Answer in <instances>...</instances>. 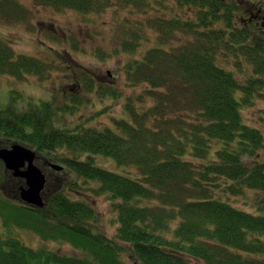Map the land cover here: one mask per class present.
I'll return each mask as SVG.
<instances>
[{"label": "trees", "instance_id": "trees-1", "mask_svg": "<svg viewBox=\"0 0 264 264\" xmlns=\"http://www.w3.org/2000/svg\"><path fill=\"white\" fill-rule=\"evenodd\" d=\"M34 2L80 15L112 10L114 19L125 18L115 49L136 52L121 70L141 90L126 101L113 126L103 128L59 124L74 107L54 99L32 101L23 111L14 102L0 104V146L12 141L47 152L73 177L96 183L91 188L104 194L114 227L107 236L95 205L86 195L71 198L67 182L53 186L47 178L42 207L0 192L2 229L27 228L43 241L70 243L80 254L32 248L2 232L0 264H127L124 245L140 264H264V26L249 20L250 4ZM130 14L136 17L133 27ZM26 18L21 1L0 0L1 24H25ZM146 30L157 44L141 53ZM8 42L0 39V74L19 79L48 74L50 63ZM65 43L79 50L77 40ZM100 49L96 53L106 58L109 52ZM109 89L98 93L117 95ZM249 109L256 112L252 120L244 114ZM59 149L71 156H61ZM95 155L111 158L123 174L99 165ZM13 182L21 185L0 161V185Z\"/></svg>", "mask_w": 264, "mask_h": 264}, {"label": "rangeland", "instance_id": "rangeland-1", "mask_svg": "<svg viewBox=\"0 0 264 264\" xmlns=\"http://www.w3.org/2000/svg\"><path fill=\"white\" fill-rule=\"evenodd\" d=\"M19 1L27 9L28 18H26L25 24L0 23V39H7L11 47L19 53L52 60L51 62L48 61L51 68L44 77L28 75L23 79H19L9 75V73L0 74V104L7 105L14 102L18 109L24 108L20 110L23 111L27 109L26 107L32 101L37 104L40 103L38 102L40 99L43 101L54 99L58 105L67 103L69 106L74 107L73 113H69L67 116L64 115L61 121L58 122L59 124L68 126L85 124L100 128L107 125L113 126V121L123 115L126 101L131 97H135L141 90V87L128 82L126 74L121 70L123 63L129 58L137 56L136 52L120 51L121 48L118 52L115 49L116 46H121L119 42L117 43V40L120 36L123 38L124 34L121 31L123 26L121 25L122 22L127 23V20L122 18V22H120L118 18L114 19L112 10L103 14L80 15L72 9L56 11L50 7L37 5L34 0ZM250 1L253 3L251 4ZM250 1L241 0L240 3H248L252 7H257L259 4L264 6V0ZM243 17H247V14L239 15L236 19ZM84 18H87V20H84ZM130 19L133 22L131 25L133 27L136 17L130 14ZM63 28H67L68 33H64ZM144 34L146 38L140 41L141 53L157 44L156 36L151 30H146ZM53 35L57 36L61 42L53 40ZM116 37L119 38L116 39ZM72 38L78 41L79 50H75L74 47L66 43L64 44L65 41L71 42ZM97 48L109 52V55L106 58H100L96 53ZM88 77H92V80H89ZM86 81L90 83L91 87L87 86ZM108 87L110 88L108 92L117 91V95L98 93L99 88L106 89ZM112 88L115 91L111 90ZM130 101L134 102V99ZM244 114L251 119L256 112L254 109H249L245 110ZM115 132L120 134L118 130H115ZM13 143L12 141H5L0 147H9ZM67 152L65 149L58 150V154L61 156H71ZM39 153L50 159L47 152ZM41 157L38 156L35 164L46 174V182L47 178L49 181L51 180L53 186L67 182L70 185L66 187V190L69 191L71 198L77 195L88 196L90 202L95 205L102 215L103 219L100 222L102 231L107 236H112L114 227L110 223L112 220L108 211V201L105 199L104 194H96L91 188L96 187L97 184L85 182L80 177H73L75 174H70L64 163L61 162L51 163L65 166V169L63 167L62 170H53L54 173L50 172V169L42 163L43 159ZM84 157L82 156V158ZM94 158L99 165L123 174V171L116 166L111 158L101 155H95ZM17 185L19 186L20 183H17ZM18 186L14 182L12 185H0V192L5 197L13 195L19 198ZM46 190L45 184L42 194L43 200L47 194L45 193ZM235 204L239 205L240 201ZM2 228L0 221V233L3 232L2 234L5 235L9 233V235L20 239L26 246L32 248L43 246L46 249L56 250L61 254L80 255L70 243L43 241L27 228H11L9 231ZM121 255L127 264H140L131 257L128 245H124V251Z\"/></svg>", "mask_w": 264, "mask_h": 264}, {"label": "water", "instance_id": "water-1", "mask_svg": "<svg viewBox=\"0 0 264 264\" xmlns=\"http://www.w3.org/2000/svg\"><path fill=\"white\" fill-rule=\"evenodd\" d=\"M36 153L30 147L14 142L9 147H0V161L5 170L15 178H21L24 185L19 187V198L27 205L42 207L43 190L46 174L35 164ZM54 170H62V166L51 163Z\"/></svg>", "mask_w": 264, "mask_h": 264}, {"label": "flooded vegetation", "instance_id": "flooded-vegetation-1", "mask_svg": "<svg viewBox=\"0 0 264 264\" xmlns=\"http://www.w3.org/2000/svg\"><path fill=\"white\" fill-rule=\"evenodd\" d=\"M250 1V0H249ZM251 2V4L253 3L252 1H250ZM252 6L250 5V6H248V9H247V12H249V15H250V18H249V20H253V21H255V24L256 25H258V26H264V6H262L261 4H259L257 7H252ZM33 57H36V56H33ZM36 58H38V59H40L41 61H43L44 63H47V64H49V62L48 61H50V60H46V59H41V58H39V57H36ZM52 61V60H51ZM50 61V62H51ZM53 62H55L54 60H53ZM24 145V144H23ZM31 148V147H30ZM32 150H34L33 148H31ZM35 151V150H34ZM35 153H36V159H35V161H37V159H38V156H42L41 158L43 159V164L44 165H46L47 166V168H49L50 169V172H53L54 173V171L53 170H51V168H50V166H49V164L51 163V161L48 159V158H46L43 154H40V153H38V152H36L35 151ZM8 173L9 174H11V172L10 171H8ZM12 175V174H11ZM19 179V181L21 182V185H24V181H23V179H21V178H18ZM20 185V186H21ZM19 186V187H20Z\"/></svg>", "mask_w": 264, "mask_h": 264}]
</instances>
